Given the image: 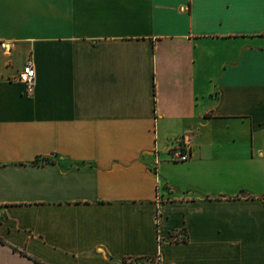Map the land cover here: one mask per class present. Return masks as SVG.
Returning <instances> with one entry per match:
<instances>
[{
    "label": "crops",
    "instance_id": "1",
    "mask_svg": "<svg viewBox=\"0 0 264 264\" xmlns=\"http://www.w3.org/2000/svg\"><path fill=\"white\" fill-rule=\"evenodd\" d=\"M157 258L264 264V0H0V264Z\"/></svg>",
    "mask_w": 264,
    "mask_h": 264
},
{
    "label": "built area",
    "instance_id": "2",
    "mask_svg": "<svg viewBox=\"0 0 264 264\" xmlns=\"http://www.w3.org/2000/svg\"><path fill=\"white\" fill-rule=\"evenodd\" d=\"M18 80L23 83L29 92L33 91L36 82V71L32 60H29L19 74ZM170 160L184 162L190 159L191 154L183 145H178L170 151ZM126 264H160V259H130Z\"/></svg>",
    "mask_w": 264,
    "mask_h": 264
}]
</instances>
